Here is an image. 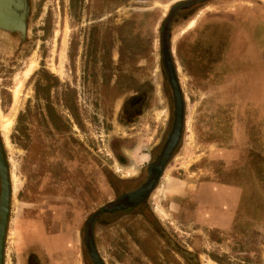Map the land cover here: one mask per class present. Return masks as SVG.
I'll return each instance as SVG.
<instances>
[{"label": "rangeland", "instance_id": "1", "mask_svg": "<svg viewBox=\"0 0 264 264\" xmlns=\"http://www.w3.org/2000/svg\"><path fill=\"white\" fill-rule=\"evenodd\" d=\"M30 1V14L37 11L28 20L25 36L0 31V136L13 186L12 206L38 216L52 232L64 225L77 227L81 241L90 229L105 264H264V146L245 151L231 147L229 109L206 99L212 84L205 77L211 69L199 63L201 55L190 39L195 41V36L181 34L191 19L183 33L195 24L194 30L204 28L207 17L222 12L228 3L195 0L182 4L195 6L189 17L179 13L185 18L179 24L173 23L174 15L171 18L170 48L187 97L181 149L158 180L146 209L107 215L101 209L114 203L123 188L142 182L117 177L136 173L145 164L136 159L155 139L150 129L162 123L168 129V117H161L157 110L163 108L151 104L135 121V126L140 122V128L150 129L134 138L137 149L133 159L126 157L127 166L109 159L100 142L94 143L101 152L88 151L81 141L92 143L84 138L88 131L80 111L83 40L95 30L92 54L101 51L98 38L112 40L121 69L130 66L135 76L146 77L154 97L163 70L162 23L188 0ZM255 36L257 49L264 40ZM102 57L98 60H108ZM223 72L221 68L209 74L224 91L223 100L242 106L245 124L256 122L259 116L251 114L264 103V70L260 76L259 67L254 68L222 84ZM164 109L170 115L168 99ZM112 126L115 133L130 132L115 116ZM256 134L264 141V129ZM246 136L238 133L239 142ZM202 182L240 187L239 204L236 193L223 190L228 214L215 211L206 217L204 193L196 197Z\"/></svg>", "mask_w": 264, "mask_h": 264}, {"label": "flooded vegetation", "instance_id": "2", "mask_svg": "<svg viewBox=\"0 0 264 264\" xmlns=\"http://www.w3.org/2000/svg\"><path fill=\"white\" fill-rule=\"evenodd\" d=\"M195 0H188L180 2L178 5L181 4H192ZM212 1V0H210ZM236 0H225V3L229 2L231 5ZM209 2V1H208ZM203 3V2H202ZM223 3V2H222ZM188 5H182L181 8L177 11L175 7L172 9V11L165 17V20L162 23L161 26V55H162V69L161 70V78L159 80L158 85H154V87L157 88V95L156 96H150V93L153 91V89L149 86V82H147L146 77H140L135 76L133 73L132 68L129 67L128 70H122L120 63H117V53L114 54L112 52V48L114 45V42L112 40H108L106 38L100 37L98 38V41L101 42V51L100 52H94L91 53V47L93 42H95L96 39V33L95 30L93 32H90L88 35H85V39L83 40V44L85 47L84 53H83V59H82V72L81 76L79 77V81H81V97H80V111L81 116H83V124L84 129L88 131V133L84 132L85 140L89 139L92 140L91 145L87 144L84 140H81L83 142V146L90 152L95 153L101 152V149L99 148L98 143H101V146H103L105 155L113 160V162L116 164H120L121 166H127L129 163H127L126 157H130L133 159V151L134 149H137L136 140L134 139L136 135L141 134V131L143 132L145 129H150L149 126H144L140 128L139 125L140 122L137 123L135 126V121L137 119H140L144 111L148 109V106L153 104L156 107L163 108L162 110L158 109L157 111H161V117L164 116V114H167L168 117V123L166 129L164 123L161 124V128L157 127V129H150L153 131V134L155 136V139L152 140L151 143H149V147L146 149V153L142 154L137 157V161L142 163L145 162L144 165L138 164L139 166L142 165V167L139 169L138 172L133 173L131 175H121L118 176V179L127 178L129 180L133 179H142V182L140 184H137L135 186L131 187H125L121 190L119 196L132 192L135 189L142 186L148 176H149V166L156 164L159 156L162 154L163 149L165 147V144L167 142L168 136L171 134L174 121H175V96L173 87L170 83L168 72L165 69L164 66V57H163V42L168 47L172 67L175 73V79L176 84L178 86L182 104H183V119H182V129L180 133L179 140L174 147L173 151L171 152L167 163L165 164L158 180L164 173L168 163L171 161V159L174 157L176 152L181 149V143L183 141L184 137V131H185V125H186V101L187 97L185 96V93L183 92V89L180 85L178 72H179V66L176 65L175 60L173 59L172 51L170 48V31L168 30V25L171 21V18L174 15L173 23L179 24L181 21H183V17L180 18V14L187 13L186 18L189 17L192 13L195 12V6H188ZM228 5V4H227ZM36 7V3H35ZM208 7V6H206ZM37 8L35 9V12L31 15V1L30 0H0V22L8 24L9 26L6 27H0L1 33L5 34H16L18 36H25V34L28 32V20L33 19L36 15ZM177 11V12H176ZM201 11V10H200ZM200 11L198 13H200ZM180 13V14H179ZM222 12L215 13L216 15H213L211 17H207L206 20L207 23L204 28H199L194 30L195 26L187 30L183 33V30L186 28L187 24L192 20H189L184 28L182 29L181 34H191L190 36H195V41H192L191 43H195L197 46V50H199L200 56V62L199 63H205L206 67L208 69H211L207 76L205 77V80H207V84H212V86H208L207 92H206V99L210 100L212 102V105H220L223 108L229 109V113L226 112V114H229L231 120H230V131H232V143L231 147H237L239 149H243L244 151L246 148H256V147H263L264 141L261 139V135L259 134V139L257 138V132L259 130L254 129L255 126L252 127L251 130L247 133V136L245 139L242 140V142H239L238 140V132L233 130L236 127V123L240 120H243V110L241 105H236L233 103H225L223 100L224 97V91L218 90V86L215 85V81L212 80L211 72L217 73L219 69L222 68L224 72L220 76L222 79V84L227 79L228 75V67L226 63H223V58L226 51V40L225 36L228 33L227 30L229 29V24L226 21L222 20ZM193 19H196L193 18ZM91 23V22H89ZM93 23V22H92ZM197 23V19H196ZM164 27L166 28L164 30ZM192 32V33H190ZM194 40V38H193ZM109 42V43H108ZM101 54L106 55L108 60L106 58L98 60L101 57ZM119 56V55H118ZM102 57V58H103ZM202 59V60H201ZM109 63V67H107V64ZM37 65V64H36ZM36 69V68H35ZM35 71V70H34ZM33 71V72H34ZM32 72V74H33ZM31 74V75H32ZM29 78V77H28ZM225 79V80H224ZM219 82V78L217 80ZM226 82V81H225ZM220 91V92H219ZM203 93V92H202ZM208 94V95H207ZM171 103V113L169 115L168 111L166 113V110L164 109L166 100ZM215 100V104H213V101ZM224 101V102H223ZM218 103V104H217ZM115 116L116 122L121 121L123 127H127L126 130L130 132H117L115 133L112 123H113V117ZM234 116V117H233ZM160 117V118H161ZM143 119V118H142ZM116 127V126H115ZM256 128V127H255ZM139 131H138V130ZM261 133V132H260ZM124 137L130 139L129 141H126V143H123L121 139ZM94 140V141H93ZM91 142V141H90ZM95 142V143H94ZM106 142V144L104 143ZM211 145V144H209ZM98 147V149H97ZM230 147V148H231ZM4 145L3 141L0 136V150L5 162L6 166V174L8 179V185H9V201H8V214H7V223L5 228V236L3 240V251H2V264H17L15 260L14 252L10 246V240L8 241V232L10 228V222L14 219H21L23 218V215L29 219H39L43 221L38 216H29L27 214H24L23 207H13L11 204L12 199V191L13 186L11 182V175L8 169V161L4 153ZM227 148V152L230 153L231 149ZM123 154V155H121ZM227 157L230 159L232 155H229L227 153ZM131 164V162H130ZM137 165V164H136ZM137 165V166H138ZM158 180L153 187V189L146 195L145 199L138 205L127 208L125 210L116 211V212H105L107 215H113L114 213L119 214H130L135 213L136 211H141L144 208L146 209L147 200L150 197V195L154 192L156 189V185L158 183ZM197 194L204 193L205 189L204 187H207L208 190L205 191V207L207 209V206L209 209L206 211L207 215L206 217H209L211 213L218 212L220 214H228L226 209V204L223 201L224 196L222 197V191L225 190L227 192H232L237 194V204H239L241 196L243 194V191L240 187L235 185H218L213 182H202L199 184ZM219 187L218 189L215 188ZM221 187V188H220ZM199 191V192H198ZM207 193V194H206ZM0 194H1V184H0ZM222 197V204L219 205L221 202ZM220 210V211H218ZM230 217V216H229ZM195 222L197 220V214L194 213ZM234 221V219H233ZM44 222V221H43ZM46 225V230L50 234L51 230L49 229V226ZM233 225V224H232ZM206 226V225H205ZM65 225L62 226L61 229H64ZM60 229V230H61ZM57 232V231H56ZM65 232H76L79 237V243L78 247L80 249V253L82 256V260L84 264H94L91 261L89 252H86V238L85 240L80 239L79 232L77 227L69 226L65 228ZM93 240V238H92ZM94 241V240H93ZM95 251L98 255V257L101 260L102 264H105L101 257L99 256L96 246L93 242ZM88 251V250H87Z\"/></svg>", "mask_w": 264, "mask_h": 264}, {"label": "crops", "instance_id": "3", "mask_svg": "<svg viewBox=\"0 0 264 264\" xmlns=\"http://www.w3.org/2000/svg\"><path fill=\"white\" fill-rule=\"evenodd\" d=\"M222 1L225 3V0ZM221 14L222 20L229 24L223 58L229 71L224 80H231L237 74L245 75L246 71L258 67L261 76V70H264V43L256 49L254 36L264 40V0H236L232 5L228 2V7L222 8ZM251 39L254 40L253 45L249 43ZM261 107L251 114L259 116L256 122L245 124L240 120L233 130L248 133L255 126L254 129L261 132L264 129V103H261ZM8 236L17 264H84L76 232L67 233L64 228L49 234L45 222L23 215V218L10 222Z\"/></svg>", "mask_w": 264, "mask_h": 264}, {"label": "water", "instance_id": "4", "mask_svg": "<svg viewBox=\"0 0 264 264\" xmlns=\"http://www.w3.org/2000/svg\"><path fill=\"white\" fill-rule=\"evenodd\" d=\"M182 5V4H181ZM180 5V6H181ZM179 5L176 8L180 7ZM4 26H3V25ZM8 27V24L0 22V27ZM166 28L164 27V30ZM163 57H164V66L168 72L170 83L173 87L174 96H175V121L174 126L172 129L171 134L168 136L167 142L163 149L162 154L159 156L156 164L149 166V176L146 182L140 186L139 188L135 189L132 192L123 194L117 198V200L109 204L101 209L100 212H116L125 210L127 208L136 206L140 204L146 197V195L153 189L155 186L165 164L168 161V158L173 151L174 147L176 146L181 129H182V119H183V104L181 95L176 84L175 73L172 67L168 47L163 42ZM0 184H1V194H0V264H2V251H3V240L5 236V228L7 223V214H8V201H9V185L8 179L6 174V166L5 162L0 150ZM89 228V227H88ZM86 248L89 252L91 261L94 264H102L100 258L98 257L94 245L92 236L90 233V229L87 232L86 238Z\"/></svg>", "mask_w": 264, "mask_h": 264}, {"label": "bare ground", "instance_id": "5", "mask_svg": "<svg viewBox=\"0 0 264 264\" xmlns=\"http://www.w3.org/2000/svg\"><path fill=\"white\" fill-rule=\"evenodd\" d=\"M0 16H1V15H0ZM1 17H2V16H1ZM190 26H191V25H190ZM8 120H9V119H8ZM8 120H7V121H8ZM5 122H6V121H5ZM2 125H3V123H2ZM2 125H1V126H2ZM7 125H8V124H7ZM6 127H7V126H6Z\"/></svg>", "mask_w": 264, "mask_h": 264}]
</instances>
